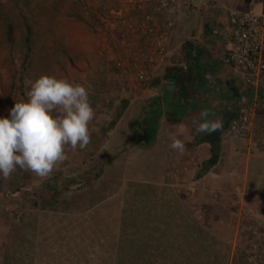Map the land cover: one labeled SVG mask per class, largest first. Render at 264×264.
Returning a JSON list of instances; mask_svg holds the SVG:
<instances>
[{"label": "rangeland", "instance_id": "374dc122", "mask_svg": "<svg viewBox=\"0 0 264 264\" xmlns=\"http://www.w3.org/2000/svg\"><path fill=\"white\" fill-rule=\"evenodd\" d=\"M98 1L64 0L60 3L61 0H0V118L9 116V109L15 102L27 100L26 91L30 90V84L39 77L47 75L66 79L89 89L90 101L95 110V118L89 126L91 137L95 138V132L101 131V146L106 150L103 151L98 146L100 138H95L94 143H89L84 150H78V158L81 159L77 162L69 163L66 168H62L63 163L58 164V173H62L60 176H68L77 181L57 200L50 202V207H54V210L50 209L51 211L39 215L29 216L27 212L19 215L14 211V208L20 210L15 202L0 200V264H25L9 251L14 250L11 245L15 242L14 235L19 231L21 233L25 227L26 232L35 239V245L23 254H30L28 256L31 257L32 264H118L127 251L123 264H151L150 258L154 255L153 251L150 252L151 249L167 254L173 244H178L180 253L175 261L185 259L187 264H192L194 258L201 259V255L193 256L188 249L183 250L182 257L180 247L183 242L184 245L191 244L196 253L199 246H204V241L199 240L196 230L182 229L187 226L184 217L180 215L181 209L173 206L174 200H164L169 209L162 211L155 205L159 200L155 201L147 196L140 198L143 183H133L143 181L142 178L154 180L147 175L141 151L135 152L140 157L138 159L131 156L128 160V156H125L128 155V149L139 148L137 144L141 135L132 140L136 122H127L128 114L125 112L126 104L123 99L128 96V89L139 92L144 90L136 86L134 75L125 70L124 62L119 66L118 61L113 60L115 50L123 46L109 31H113L114 27L111 18L105 16L100 19L96 11ZM105 1L111 8L116 3H119V8L125 3V0ZM54 3L60 5L57 13L53 9ZM38 6L44 7L40 11L46 20L41 29H37L34 42L36 49L40 50L38 57L48 64L43 66L33 63L32 70L26 73L21 66L25 52L21 46V20L27 19L33 26L30 17ZM51 8L54 11L52 14ZM50 14L52 17H48ZM76 16H82L92 27L75 21ZM95 20L102 21V24H97ZM8 26L9 34L6 32ZM3 37L5 43L2 42ZM124 39V46H132L128 38ZM120 60L127 63L126 53ZM114 61L116 64H112ZM31 72L36 73V76H32ZM13 79L16 80L15 90L8 96L6 104L4 92L10 90L8 87ZM96 80L98 85L93 82ZM108 94L115 97L117 95V99L107 102L105 97ZM113 120L115 123H112ZM112 156L119 162H112ZM223 170L233 176V182H228L223 189L219 187L209 190L208 194L205 193L208 195L205 198L199 197L184 203L189 208H193V205L194 209L198 208V223L206 227L210 224L209 231L229 250V257H225L227 264H232V255L240 250L249 256L252 264H264V174L262 171L249 169L246 181L240 182L238 173L241 169L235 173L228 162ZM16 171L22 175L21 181L29 183L23 178L26 176L22 173L24 170ZM95 174H99V178L92 187H85V183L78 182L83 176L94 178ZM236 176L239 178L238 183ZM1 179L0 194L11 190L18 192L19 184L12 185L14 182L10 184ZM40 181L43 184L45 180ZM45 183H49V191L55 182L48 180ZM233 183V188L229 191L227 188ZM200 189L204 191L203 188ZM126 190L130 192L126 194L130 195L127 200L123 199ZM45 192L47 191L44 190V194ZM203 210L207 215L201 214ZM31 221L33 223L28 225ZM20 223L25 224V227H19ZM130 227L132 228L129 229ZM27 237L31 238L30 235ZM127 241L130 243H126ZM134 241L139 243H131ZM118 243H126L125 246L130 248L117 250ZM4 256L9 263L4 261Z\"/></svg>", "mask_w": 264, "mask_h": 264}, {"label": "crops", "instance_id": "0c3cea01", "mask_svg": "<svg viewBox=\"0 0 264 264\" xmlns=\"http://www.w3.org/2000/svg\"><path fill=\"white\" fill-rule=\"evenodd\" d=\"M188 1L192 9L191 11L181 9L169 38L168 56L163 66L154 74L153 81L144 91L128 89V96L123 99L126 104L125 112L128 114L127 122L137 121L132 130V140L141 135L137 144L139 148L128 149L126 151L128 155L125 156H128V160L131 156L138 159L140 157H137L135 152L141 151L147 175L154 179L142 178L143 181L133 182L143 183L140 198L147 196L155 201L159 200L155 205L162 211L169 209L166 201L173 199L176 201H173V206H180L182 210L181 216L197 220L198 208L194 210V205L193 208H189L184 201L205 198L208 196L205 193L214 190L210 187L214 182L222 189L228 182L230 183L232 175L223 170L225 163L229 162L235 173L242 170L238 173L241 182L246 181L250 160L264 159V89L258 93V102H255L251 139L247 142L224 139L221 133L236 118L239 106L253 99L245 78L222 62L226 51L233 44L227 11L233 8L247 12L251 9L250 0ZM93 82L99 84L97 80ZM105 99L107 102L114 101L117 95L115 97L108 94ZM205 109L215 114L209 119L219 117L223 120L222 130L211 135L196 133V124L193 121H198L199 113ZM137 130L141 132L138 133ZM100 132L99 130L95 132L94 137L100 138L98 141L101 143L98 142V146L102 148ZM92 138L90 143L95 142V138ZM173 139H180L185 144V152L182 155L169 147ZM66 155L67 159L62 162L64 165L62 168L81 159L78 158L80 155L78 150L73 152L68 149ZM110 159L112 162L116 160L115 156ZM213 161L215 164L211 166L210 163ZM58 170L57 165L56 170L49 178L44 179L43 184L40 178L29 172H25L26 176L23 177L29 183L21 181L22 175L16 171L11 179L1 180L10 184L14 182L12 185L19 184L18 192L11 190L0 194L3 195L0 196V200L15 202L20 210L14 208V211L19 215L23 212H27L29 216L39 215L51 211L50 209L54 210V207H50V202L57 200V197L77 181L68 176H60L62 173H58ZM93 179L92 176L88 178L83 176L78 182L89 181L93 184L95 181ZM48 180L55 182L49 191V183H45ZM233 185L230 184L227 189L232 190ZM21 190L23 192H19ZM44 190L47 191L45 194ZM127 190L123 197L126 200L130 199V195H126L130 194ZM201 214H205V211H201ZM126 243H118L117 247Z\"/></svg>", "mask_w": 264, "mask_h": 264}, {"label": "clouds", "instance_id": "9594fccd", "mask_svg": "<svg viewBox=\"0 0 264 264\" xmlns=\"http://www.w3.org/2000/svg\"><path fill=\"white\" fill-rule=\"evenodd\" d=\"M26 101L15 102L9 116L0 118V178L11 179L17 169L47 179L66 151L84 150L91 142L95 110L90 91L82 84L43 75L30 84ZM205 109L194 120L196 133L211 135L223 128L219 117ZM169 147L183 154L185 144L173 139Z\"/></svg>", "mask_w": 264, "mask_h": 264}, {"label": "built area", "instance_id": "2783aa9c", "mask_svg": "<svg viewBox=\"0 0 264 264\" xmlns=\"http://www.w3.org/2000/svg\"><path fill=\"white\" fill-rule=\"evenodd\" d=\"M180 0H125L114 19L122 11L135 12L134 16L117 22L127 33L143 42L126 52V61L120 66L134 75L136 86L145 90L154 73L161 69L168 56L170 31L175 24V12ZM251 9L242 12L227 11L232 47L226 51L224 64L245 77V83L254 94L253 102L240 105L235 120L222 133L224 139L249 141L255 117V95L264 88V0H250ZM114 19L111 22H114ZM118 20V18H117ZM123 49H125L123 47ZM130 67V69H129Z\"/></svg>", "mask_w": 264, "mask_h": 264}, {"label": "trees", "instance_id": "16d2710c", "mask_svg": "<svg viewBox=\"0 0 264 264\" xmlns=\"http://www.w3.org/2000/svg\"><path fill=\"white\" fill-rule=\"evenodd\" d=\"M61 1L62 2H60V3H63L64 0H61ZM76 2H77V0H76ZM98 2L99 3H98L96 11H98V15L100 16V19L105 18V16H107L106 18H111V20H113L114 16L111 13L112 12L117 13L120 10V8L118 7L119 3H116V6L114 8H111L110 6H107L105 0H99ZM118 2H119V0H118ZM180 4H182L180 6V10L175 12V14H174V16H175V21L174 22L175 23L178 21L177 17L179 15V13L181 12V9H184V11H191V9H192V5H191L190 1H188V0H180ZM38 7L39 8L36 9V12H33L32 13L33 15L30 17V22L33 24V26L28 23L27 19H23V21L21 20V27H23L22 28L23 29L22 36H21V46H22V48L25 51L21 66L23 67V70L26 71V73L30 72L32 70L33 63H36V65L37 64H42L43 66L48 64L47 61H44L41 57L40 58L38 57V53L40 52V50L36 49V47H35L36 45H35V42H34V37H35V35H37V29L38 30L41 29L43 22L46 20L45 17H43V15H41L42 12L40 11V10H43L44 7H41V6H38ZM59 8H60L59 4H57V3L53 4V9H54L55 13H57ZM53 9L51 8V14H52V12H54ZM231 9H233V8H231ZM231 9H228V10H231ZM55 13L53 14V16L55 15ZM34 14H36V15H34ZM51 14L48 15V17H50V16L52 17ZM71 14L72 13H70V15H69L70 17H71ZM134 14H136V13L133 12V11L127 13V12H125L123 10L122 11V15L120 17L117 16L114 19L113 31L112 30H109V31H110V33L112 32L111 34H112L113 37L115 36L116 41H118V42L120 41L122 43V46L126 49V51L123 48L116 49L115 50L116 59H113V60L119 61L120 59H122L124 57V55H125V53L127 52L128 49H130V48H132L134 46L138 47L143 42L142 39L138 40V39L132 37L131 34L127 33V30H126L127 27L126 26H123V29H122L119 25H117V22L119 23L120 20L128 19L130 16H134ZM117 18H118V20H117ZM227 19H228V16H227ZM74 20L77 21V22H80L82 24L84 23V25H86L87 27H92V25L89 24V21H86L82 16H76L74 18ZM95 21L97 22V24H102V21H98V20H95ZM174 26H175V24H174ZM174 26H173V28H174ZM172 30L170 31V35L172 34ZM6 32H7V34H9V32H10L9 26L7 27ZM7 38H8V40L10 39L9 37H7ZM124 38H128V40L130 41L129 44L131 43L132 46H130L129 44H128L129 46H127V45L124 46L126 44ZM2 42L5 43L4 37L2 38ZM225 55H226V53H225ZM225 55H224V57H225ZM224 57L222 59L223 63H224V61H223ZM70 60H72V59H70ZM115 63L116 62L114 61V63H112V64H115ZM224 65H226V64H224ZM226 66L229 67V65H226ZM30 74L32 76H36V73L31 72ZM154 74L151 75V77H152L151 81H153V79H154ZM20 80H22V78H20ZM15 81H16L15 79L10 81L11 85L8 87L10 90L8 92H4L5 93V103L6 104L8 102V99H7L8 96H10L11 92H12V94L14 93V90H15L14 89V86H15L14 83H15ZM150 83L151 82H149V84ZM247 87H248V90L252 93L251 88L249 86H247ZM263 89H261V90H263ZM261 90L258 93H260ZM258 93L255 95V100L257 102H258V98H257L258 97ZM253 100H254V94H253V99H251L249 102L252 103ZM113 121H115V120H113ZM135 122H137V121H135ZM112 123H114V122H112ZM223 131H222V133H223ZM222 133H221V136H222ZM242 142H247V141H242ZM212 156H213V152H212ZM214 158H217V157L214 156ZM216 161H217V159H216ZM214 162L215 161L210 163L211 166H213V164H215ZM251 169H255L256 171H262V173L264 174V159H261V158H257L256 159V158H254V159L250 160V170ZM25 172L26 171H23L22 173L25 174ZM126 177L127 178H132V176H126ZM236 177H238V176H236ZM98 178H99V174H95L94 175V180H98ZM230 179H231L230 182H233V179L232 178H230ZM236 182L237 183L239 182V178H237ZM84 186L85 187H92L93 184H90V182L88 181V182H86L84 184ZM210 187L214 188V190H215V188H219L220 185L214 182L213 184H210ZM194 204H195V202H194ZM178 208L181 209L180 206ZM33 221H31L28 225H31L33 223ZM184 221H185V223H186L185 225L187 227H183L182 229L185 228V229H194V230H196L198 232V234H199V240H203L204 241V246H201V247L199 246L198 251H196V253H195V252H193V248H192L193 246L191 244L184 245V242H183L182 246L180 247V251L182 252V257H183V250L188 249V250H190L192 252L193 256H194V254L201 255V259L194 258V261L192 262V264H227V262H228L227 258L229 257V250L225 246H223L222 241L220 239L215 237L209 231V229H210L209 225L210 224L208 225V227H206V225H204V224L202 226V225H200L198 223L197 220L187 218V216H184ZM189 225L190 226L193 225V227H189ZM18 226L19 227H25V224L21 225V223H20ZM27 235H30L31 238L28 239ZM14 238H15L14 239L15 242L11 243V245L14 247V250L10 249L9 251L12 253V255H15L16 258L22 259L25 262V264H32L31 257L28 256L30 254L29 253H27V255H23V254H24V251H28V249H31V247L35 245V239H34L33 235L30 234L29 232H26V227H25L24 229H22L21 233H20V231H19V233H16V235H14ZM144 242L147 243L148 240L144 241ZM131 243H133V242H131ZM141 244L143 245V242H141ZM126 248L127 247H125V245H121L120 244L117 247V250H119V249L123 250V249H126ZM177 248H178V244L176 246L173 244V248L169 249L167 254H165V253H163V252H161L159 250L151 249L150 252L153 251L152 254H154L152 256L151 253L149 252V255L152 256V258H150L151 259V264H178V263L187 264L185 262L186 261L185 259H181L179 261L178 260L175 261L176 260V256L180 255V253H179ZM240 251H237V252H235L232 255V258H231L232 264H252L251 261H249V258H248L249 256H247L244 253V251H241V252ZM127 252L125 253L124 258L127 256ZM118 255H120V252H119ZM225 257H227V258H225ZM124 258L121 259L120 261H118V264H123L124 261H125ZM4 261L9 263V261L5 258V256H4ZM4 264H6V263H4ZM77 264H87V262H82V263L79 262Z\"/></svg>", "mask_w": 264, "mask_h": 264}]
</instances>
